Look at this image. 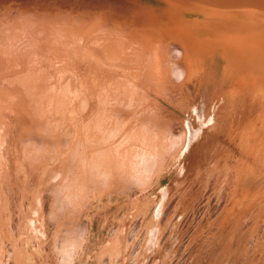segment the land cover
I'll return each instance as SVG.
<instances>
[{
    "label": "bare ground",
    "instance_id": "obj_1",
    "mask_svg": "<svg viewBox=\"0 0 264 264\" xmlns=\"http://www.w3.org/2000/svg\"><path fill=\"white\" fill-rule=\"evenodd\" d=\"M0 264H264V0H0Z\"/></svg>",
    "mask_w": 264,
    "mask_h": 264
},
{
    "label": "rangeland",
    "instance_id": "obj_2",
    "mask_svg": "<svg viewBox=\"0 0 264 264\" xmlns=\"http://www.w3.org/2000/svg\"><path fill=\"white\" fill-rule=\"evenodd\" d=\"M120 215H118L117 213H115V215L113 216L114 217V219L117 221L119 218H121V216L122 217H124V215L119 211L118 212ZM115 221V222H116ZM209 233H215V230H214V228H212V229H210V232ZM185 236V234H182V237H184ZM197 236V235H196ZM114 237H115V234L114 233H106V239H107V241H109V242H111L113 239H114ZM198 237V236H197Z\"/></svg>",
    "mask_w": 264,
    "mask_h": 264
}]
</instances>
